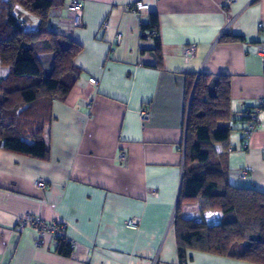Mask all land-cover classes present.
<instances>
[{
  "label": "crops",
  "instance_id": "obj_1",
  "mask_svg": "<svg viewBox=\"0 0 264 264\" xmlns=\"http://www.w3.org/2000/svg\"><path fill=\"white\" fill-rule=\"evenodd\" d=\"M59 1L63 6L48 14V30L80 47L73 60L80 76L63 101L47 106V161L0 150V264H178L173 217L190 95L199 77L227 76L232 119L264 102V68L257 55L264 50V0H235L229 7L224 0H78L79 29L69 23L68 0ZM138 2L143 12L127 11ZM152 14L159 66L152 34L140 29ZM21 19L25 28H36L30 16ZM224 34L244 41H225ZM189 45L195 54L186 62L182 49ZM38 60L51 71V55ZM8 74L0 65V85ZM91 78L96 86L88 84ZM144 109L149 123L142 127ZM258 120L245 148L248 124H235L228 181L264 194V105ZM120 154L126 158L122 163ZM242 169L249 170L245 180L237 179ZM38 181L44 189L36 188ZM192 214L207 226L222 218L184 203L180 215L192 220ZM27 215L64 225L71 256L57 255L55 238L40 236L33 226L19 231L18 221ZM132 219L138 220L136 229L126 226ZM186 256L187 264H254L212 253Z\"/></svg>",
  "mask_w": 264,
  "mask_h": 264
},
{
  "label": "trees",
  "instance_id": "obj_2",
  "mask_svg": "<svg viewBox=\"0 0 264 264\" xmlns=\"http://www.w3.org/2000/svg\"><path fill=\"white\" fill-rule=\"evenodd\" d=\"M62 6L59 0H0V65L9 71L0 85V150L40 161L49 158L43 139L47 106L63 101L80 76L73 66L80 47L48 30L49 12ZM21 14L33 18L36 28L26 29ZM140 29L152 34L159 66L157 16L150 15ZM222 39L244 41L229 34ZM45 54L53 59L48 74L38 60ZM251 113L232 119L227 76L196 80L188 103L183 171L173 217L178 264H187L188 251L264 264V194L233 187L228 181L230 135L236 123H250L246 115ZM186 202L195 203L201 214L220 212L221 222L207 226L183 218L180 208ZM55 240V253L69 258L72 245Z\"/></svg>",
  "mask_w": 264,
  "mask_h": 264
},
{
  "label": "built area",
  "instance_id": "obj_3",
  "mask_svg": "<svg viewBox=\"0 0 264 264\" xmlns=\"http://www.w3.org/2000/svg\"><path fill=\"white\" fill-rule=\"evenodd\" d=\"M234 3H235V0H224L223 6L229 7ZM65 9L67 11V14L69 17V23L72 26V28H74V29L81 28L82 27V13H81L80 2L78 0H68L67 4L65 5ZM144 10H145V7L143 6V4L141 2L135 3V4L127 7V11L132 13V14H139V13L143 12ZM103 29L107 30L106 25L103 26ZM194 54H195V46L194 45H189V46L182 49V56L186 62L189 61L190 59H192L194 57ZM257 55L261 59V62H262L263 68H264V50L263 49L258 50ZM88 84L90 86H96L97 82L95 79L91 78L88 80ZM263 105H264V102L259 101L257 103V107L252 111V113L249 115H246L249 117V119L251 121L247 125L245 130H243V132H242V147L243 148H245L247 146L248 142L250 141L253 131L256 130L260 126V123L258 120V115H259L260 110L262 109ZM139 118H140V122H141L142 127H144L147 123H149L148 111L146 109L141 110L139 113ZM181 153L184 156V146H183V148H181ZM262 153L264 155V148L262 150ZM125 159L126 158H125L124 154H120L118 156V160L121 163L124 162ZM248 175H249V170L248 169H242L237 173V179L245 180L248 177ZM35 186H36V188L42 190V189H44L45 184L42 181H38V182H36ZM27 225L37 228L40 236L47 234V235L53 236L54 238H61V239L65 240L66 242L70 243L69 241L66 240V238L64 236V230H65L64 225L56 224L54 222L43 223V222L37 221V220L33 219L32 217L27 215L18 221L17 229L19 231H22L25 228V226H27ZM137 225H138V220H136V219L129 220L126 224V226L130 229H136ZM35 246L40 247V242L39 241L35 242Z\"/></svg>",
  "mask_w": 264,
  "mask_h": 264
},
{
  "label": "rangeland",
  "instance_id": "obj_4",
  "mask_svg": "<svg viewBox=\"0 0 264 264\" xmlns=\"http://www.w3.org/2000/svg\"><path fill=\"white\" fill-rule=\"evenodd\" d=\"M26 29L30 30V27H26ZM49 58H51V57H49ZM43 72H44V74H48V73H49L48 70H46L45 68H44ZM233 133H234V131L231 133V135H232ZM188 217H189L190 219L194 220V221H201L200 218H198V216H197L196 214H192V215H190V216H188Z\"/></svg>",
  "mask_w": 264,
  "mask_h": 264
}]
</instances>
